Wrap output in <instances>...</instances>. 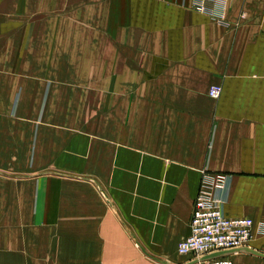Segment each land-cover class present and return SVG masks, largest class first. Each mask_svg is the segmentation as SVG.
Returning <instances> with one entry per match:
<instances>
[{
  "label": "crops",
  "instance_id": "obj_1",
  "mask_svg": "<svg viewBox=\"0 0 264 264\" xmlns=\"http://www.w3.org/2000/svg\"><path fill=\"white\" fill-rule=\"evenodd\" d=\"M217 173L264 264V0H0V264H200Z\"/></svg>",
  "mask_w": 264,
  "mask_h": 264
},
{
  "label": "built area",
  "instance_id": "obj_2",
  "mask_svg": "<svg viewBox=\"0 0 264 264\" xmlns=\"http://www.w3.org/2000/svg\"><path fill=\"white\" fill-rule=\"evenodd\" d=\"M200 8L201 4H198ZM221 86L212 85L208 94L217 98ZM203 180L197 193L189 221V234L181 239L177 249L181 254H209L200 264H234L231 256L225 252L236 250L252 238L254 233H263L262 223L255 222L249 216H228L223 211L225 196L216 194V190L225 189L228 175L217 173ZM224 251V252H218Z\"/></svg>",
  "mask_w": 264,
  "mask_h": 264
}]
</instances>
